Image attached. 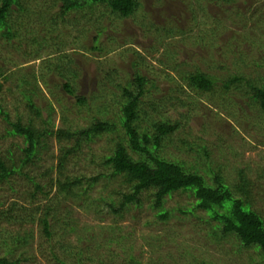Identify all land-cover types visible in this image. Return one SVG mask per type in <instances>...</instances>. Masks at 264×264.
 <instances>
[{
  "label": "rangeland",
  "instance_id": "1",
  "mask_svg": "<svg viewBox=\"0 0 264 264\" xmlns=\"http://www.w3.org/2000/svg\"><path fill=\"white\" fill-rule=\"evenodd\" d=\"M52 2L22 0L25 12L13 7L8 24L15 34L14 40L2 37L4 30L0 28V74L9 78L4 81L0 77V105L7 114L6 117L0 113V159H18L24 147L23 139L12 134L11 123L18 116L25 122L28 116L15 85L23 77L30 78L29 73L42 74L43 64L48 60L54 64L58 57L65 56L64 62H70L79 72L76 93L88 100L86 106L75 104L64 93L61 81L52 74L45 76V83L40 80V99L35 98L36 104L42 109V119L50 114L55 129L62 126L63 119L75 128H86L96 115L115 122L122 92L117 85L132 83L136 71L148 80L143 101L157 104L168 95H177L171 90L183 82L174 77L198 70L217 79L214 94L205 97L184 90L179 97L184 102L180 108L161 105L157 106L156 113L149 109L153 119L164 117L171 124H179V130L165 140L162 154L189 170L196 169L208 182L209 171L219 173L229 182L237 170H242L252 183V208L264 220V178L261 176L264 177V129L257 128L258 121L247 109L245 96L225 92L221 86L237 73L246 78H264V0H234L228 4L212 0H138L140 7L130 18H115L107 11L96 10L87 21L78 13L59 18L61 3L52 7ZM52 18L56 19L55 23H51ZM210 30L215 32L212 42L207 32ZM97 31L101 32L96 45L102 51L93 50ZM174 68L177 70L173 71ZM223 103L229 105L223 108ZM101 107L105 110L99 115ZM35 120L36 126L42 128L41 120ZM146 125L141 122L142 127ZM183 140L189 145H183ZM107 141L103 137L92 143L90 150L86 149L89 151L71 162L69 172L87 176L108 174L98 159L108 152ZM202 146L207 148L208 157ZM47 147L48 152L40 162L41 170L56 163L59 152L53 138L48 140ZM92 154L97 157L91 165ZM15 183L16 189L32 188L29 185L21 189L23 177L16 176ZM123 183L124 179L119 177L101 178L87 195L63 204L76 230L65 234L68 242L64 246L68 248L65 256L59 248L61 244L55 247L62 260L73 261L69 247L75 252L77 233L85 231L89 233L87 236L90 232L92 235L89 258L96 256L94 262L85 264H100L101 260V264H113L111 259L117 257L118 263L114 264H121L129 245L137 264H264L253 249L242 247L233 237L220 236L214 223L200 210L187 215L175 211L168 221L161 223L154 217L155 212L144 206L138 212L131 209L125 214V219L118 224L119 232L110 233L108 229L103 232L101 227L110 226L113 216L99 209L100 201H106ZM0 195H4L5 205L17 197L6 185ZM19 203L31 207L27 202ZM39 203L44 205L45 201ZM192 206L193 198L186 194L174 195L165 203L168 209ZM5 236L11 243L13 238L20 242L0 250V256L7 255L13 264H57L49 252L52 243L41 231L38 221L31 223L27 219L19 224H1L0 237ZM25 236L30 238L25 241ZM59 238L60 235L56 241ZM95 243L102 245L97 251H94ZM25 258L29 260L25 262Z\"/></svg>",
  "mask_w": 264,
  "mask_h": 264
},
{
  "label": "trees",
  "instance_id": "2",
  "mask_svg": "<svg viewBox=\"0 0 264 264\" xmlns=\"http://www.w3.org/2000/svg\"><path fill=\"white\" fill-rule=\"evenodd\" d=\"M212 1L222 4L234 2V0ZM58 3H61L59 18L64 19L70 13H78L86 21L92 15L91 12H96V10L107 11L115 18L125 19L132 17L140 7L138 0H53L51 6L54 7ZM13 7L19 12L26 11L22 0H0V28L4 30L2 37L7 41L15 39V34L8 24V19L14 10ZM50 21L55 23L56 19L52 18ZM100 32L97 31L94 37L93 44L95 45L98 43ZM207 32H210L212 39L209 42H212L215 39V32L214 30ZM93 50L102 51L98 45L93 47ZM64 57H58V62L54 64L51 63V60L44 62L43 75L37 76L34 73H29L30 78L23 77L15 85L14 89L18 90L20 102L27 109L28 116L25 122L23 117L18 116L16 121L11 123L12 134L21 137L24 142L19 158H12L8 161L0 159V190L6 185L8 191L17 196L5 205L4 195H0V225L19 224L27 219L31 223L38 221L41 231L52 243L49 252L54 262L57 264L94 262L96 256L92 259L88 255V245L92 241L91 232L88 236L89 233H85V231L77 233L78 245H75L77 250L74 252V248L69 247L72 251L70 253L72 262L69 258L62 260L57 254L55 247L61 244L59 248L63 252V256L66 255L64 252H68V248L64 246L66 243L68 245V242H65V234L76 230L63 204L87 195L101 178L109 180L119 177L124 179V187L121 186L118 190L113 191L106 201H100L102 202L101 207L97 205V208L100 207L102 212L105 211L106 214L113 216L110 226L101 227L103 232L107 229L110 233H114L115 230L119 232L118 224L122 219H125V214L131 209L138 212L144 206L152 209L155 212L154 217L158 218L161 223L168 221L175 211L187 215L192 214L195 210H200L214 223L220 236L235 238L242 247L256 251L264 262V220L252 208V183L248 180L247 174L242 170H237L235 178L226 182L219 173L209 171L210 182H208L196 169L189 170L176 160L166 158L162 154V147L165 140H168L179 130V124L178 122L171 124L167 119H163L164 117L159 120L153 119L151 113L149 114V109L152 113H156L157 106L161 105L174 109L180 108L184 102L179 97L184 93V90L186 92L190 90L205 97L208 94H214L217 79L198 70L193 73L178 74V77L174 78H179L183 84H179L171 90L172 94L177 95H168L159 100L157 103L159 105H157L151 100L143 101L147 92L144 86L148 80L136 71L132 83L124 86L117 85L122 92L121 101L117 104L118 114L115 122H111L108 118H99L96 115L93 122L86 128H75L69 124L67 119H63L62 126L55 129L51 125L50 114L42 119V109L36 104V99L38 101L40 99L38 84L41 81L45 83V76L52 74L59 79L64 93L74 99L78 106L82 107L88 104L85 97L76 93L75 84L79 77L78 70L70 62H64ZM37 59L44 61L41 57ZM175 70L177 69L174 68L173 71ZM0 77L4 78V81L9 79L3 74H0ZM25 86L28 88H24ZM221 86L225 92H239L242 97L245 96L247 109L253 112L255 121H258L257 128L264 129V78H246L237 73L224 81ZM10 88L12 89V87ZM1 89L2 86H0V92ZM9 91L11 90L9 89ZM223 96L221 99L226 100ZM219 99L220 97H217L218 101ZM226 105L229 104H224L223 108ZM104 110L105 108L101 107L98 110L99 115L104 114ZM2 113L7 117L5 112ZM181 117L184 118V116ZM36 118L41 120L42 128L36 126ZM141 122H146L147 127H142ZM103 137L107 138L110 145L108 152L99 155L98 159L100 166L108 169L109 173L100 172L87 176L86 173L73 175L69 172L71 162L79 160L86 151L90 150L92 143ZM50 138L55 139L59 145V152L55 157L56 163L52 162V165H46L41 170L40 162L42 155L46 151L48 152L47 142ZM181 143L189 145L184 140ZM201 149L205 157H208L207 148L202 146ZM95 156L92 154L91 165ZM34 171L38 172L32 175ZM16 176L24 179L21 189L27 188L29 185L32 188L26 191L16 189ZM261 176L264 178L263 174ZM47 185L48 188H46ZM181 194L191 196L194 206L170 209L165 207L167 199ZM20 201L27 202L31 207H25L19 203ZM41 201H45V204L41 205L39 203ZM63 212L67 213L63 214ZM38 214L40 215L38 216ZM59 235L60 241H56ZM28 237L25 236L23 239L26 241ZM53 238L54 240H51ZM9 239L8 236L0 237L2 241L0 250L3 249V246L20 243L16 238H13V243ZM25 241L21 243L25 244ZM95 245L94 251L102 246L99 243H95ZM133 252L134 250L129 245L127 251L123 252L124 258L121 264H137ZM117 259L118 257L114 260L111 259L110 262L118 263L115 262ZM28 260L29 258L24 259L25 262ZM0 264H13V262L5 255L0 256Z\"/></svg>",
  "mask_w": 264,
  "mask_h": 264
}]
</instances>
